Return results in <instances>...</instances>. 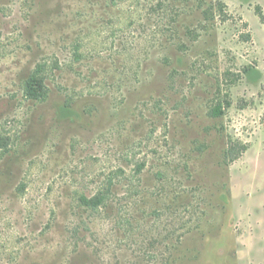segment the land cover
<instances>
[{
	"label": "rangeland",
	"instance_id": "1",
	"mask_svg": "<svg viewBox=\"0 0 264 264\" xmlns=\"http://www.w3.org/2000/svg\"><path fill=\"white\" fill-rule=\"evenodd\" d=\"M1 141L0 264H264V0H0Z\"/></svg>",
	"mask_w": 264,
	"mask_h": 264
},
{
	"label": "trees",
	"instance_id": "2",
	"mask_svg": "<svg viewBox=\"0 0 264 264\" xmlns=\"http://www.w3.org/2000/svg\"><path fill=\"white\" fill-rule=\"evenodd\" d=\"M110 1H117V0H110ZM42 72H43L42 69L39 68L27 82L28 96L33 100H43L47 95L46 86L41 77ZM247 74L250 78H256V79H259V77L261 76L260 72H255L253 69H248ZM70 114L71 113L69 110L67 109L64 110L65 116H69ZM214 114L216 116L222 115L223 114L222 107L217 108ZM5 146H7L6 141L5 142L1 141L0 148L5 147ZM82 201L85 203V205L91 206L92 208H99L100 205L104 203L103 198L101 197H97L91 200L84 198L82 199Z\"/></svg>",
	"mask_w": 264,
	"mask_h": 264
}]
</instances>
